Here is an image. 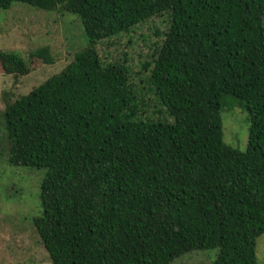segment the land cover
Returning a JSON list of instances; mask_svg holds the SVG:
<instances>
[{
	"label": "trees",
	"instance_id": "1",
	"mask_svg": "<svg viewBox=\"0 0 264 264\" xmlns=\"http://www.w3.org/2000/svg\"><path fill=\"white\" fill-rule=\"evenodd\" d=\"M79 18L88 47L6 104L8 163L45 170L34 225L52 264H259L264 235V0H0ZM171 14L150 91L173 122L138 120L127 70L95 46ZM53 61L47 50L32 54ZM6 75L29 63L0 51ZM10 96V95H9ZM227 98L251 119L247 149L224 141Z\"/></svg>",
	"mask_w": 264,
	"mask_h": 264
},
{
	"label": "rangeland",
	"instance_id": "2",
	"mask_svg": "<svg viewBox=\"0 0 264 264\" xmlns=\"http://www.w3.org/2000/svg\"><path fill=\"white\" fill-rule=\"evenodd\" d=\"M171 20L170 12H166L95 46L104 65L119 64L127 70L136 97L145 102L138 120L174 121L150 91L155 55L164 44ZM88 42L79 18L69 13L47 12L24 3H14L9 10L0 9V51L22 55L32 70L19 77L6 75L0 66V264H52L33 222L42 213L41 184L46 171L8 163L6 100L12 102L27 95L60 73L88 47ZM40 50H47L51 64L32 56ZM222 120L225 143L245 151L251 119L240 101L227 98ZM256 251L259 264H264V235L257 238ZM218 253L194 251L172 264H212Z\"/></svg>",
	"mask_w": 264,
	"mask_h": 264
}]
</instances>
